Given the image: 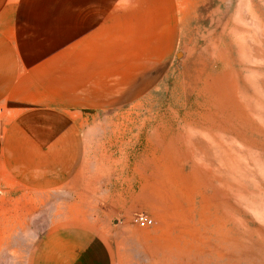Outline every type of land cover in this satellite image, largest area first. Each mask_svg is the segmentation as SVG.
Listing matches in <instances>:
<instances>
[{
  "label": "rangeland",
  "instance_id": "1",
  "mask_svg": "<svg viewBox=\"0 0 264 264\" xmlns=\"http://www.w3.org/2000/svg\"><path fill=\"white\" fill-rule=\"evenodd\" d=\"M100 6L57 71L77 168L40 189L3 165L0 264H264V0Z\"/></svg>",
  "mask_w": 264,
  "mask_h": 264
},
{
  "label": "crops",
  "instance_id": "2",
  "mask_svg": "<svg viewBox=\"0 0 264 264\" xmlns=\"http://www.w3.org/2000/svg\"><path fill=\"white\" fill-rule=\"evenodd\" d=\"M72 1L55 10L0 0V169L5 165L9 173L40 189L62 186L71 179L83 150L71 123V108L76 104L64 84L57 97V78L71 71L66 65L71 52L63 47H70L72 22L79 21L74 33L82 37L88 31L89 15L102 28L103 15L101 0L90 5L89 0ZM59 69L64 73L57 77ZM8 121L11 129L5 139L3 122ZM21 129L28 139L19 136ZM74 157L73 168L62 173L56 161ZM60 173L65 174L63 178L57 176Z\"/></svg>",
  "mask_w": 264,
  "mask_h": 264
},
{
  "label": "built area",
  "instance_id": "3",
  "mask_svg": "<svg viewBox=\"0 0 264 264\" xmlns=\"http://www.w3.org/2000/svg\"><path fill=\"white\" fill-rule=\"evenodd\" d=\"M138 223L141 227H148L152 224V220L146 217H142L138 220Z\"/></svg>",
  "mask_w": 264,
  "mask_h": 264
}]
</instances>
